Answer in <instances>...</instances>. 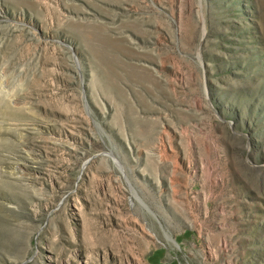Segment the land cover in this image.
I'll return each mask as SVG.
<instances>
[{"label":"rangeland","instance_id":"374dc122","mask_svg":"<svg viewBox=\"0 0 264 264\" xmlns=\"http://www.w3.org/2000/svg\"><path fill=\"white\" fill-rule=\"evenodd\" d=\"M0 264H264V0H0Z\"/></svg>","mask_w":264,"mask_h":264}]
</instances>
